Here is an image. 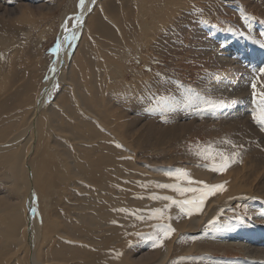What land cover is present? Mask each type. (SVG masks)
<instances>
[{"label": "rangeland", "instance_id": "374dc122", "mask_svg": "<svg viewBox=\"0 0 264 264\" xmlns=\"http://www.w3.org/2000/svg\"><path fill=\"white\" fill-rule=\"evenodd\" d=\"M184 1L190 5L172 10L165 8L156 16L155 1L144 0L139 12L142 14L139 20L141 35L134 47L131 39L125 36V31L118 33L124 38L121 40L124 44L122 57L127 69V85L136 89L138 84L144 81L152 87L147 95L138 98V106L134 111L131 112L130 108V121H134L131 135L135 137L132 144L136 147L139 167L148 175L164 173L165 169L175 172L181 169L182 165L210 169L212 160L205 159L199 153L210 149L211 156L217 161L221 155L229 157L227 146L232 142L231 136H237L230 147L235 151L234 156L244 153L252 140L247 135L243 136L242 131H249L251 128L242 124L245 122L234 126L232 122L236 117L231 114L234 108L240 107L238 113L243 109L249 113L247 107L248 110L251 109V114L242 116L240 120L244 118L249 120L247 123H256L253 116L259 106L254 92L259 94L262 90L247 80L250 77L247 73L251 71L248 68L250 65V69L254 68L260 80L264 75L259 72V67L264 68V0ZM125 3L116 0L115 6L123 7ZM71 4V0H0V85H5L4 87L10 90L29 81L34 98L44 92V88L49 86L48 80L57 70L56 62L61 63L64 56L68 57L70 62L83 35L81 30L89 22V16L86 19L87 16L81 15L80 0ZM162 14L164 20L161 19ZM100 19H109L114 29L116 27L119 30L118 27H121L115 21L116 18L113 20L105 15H96L97 28H90L84 38V42L91 45L93 54L85 48L86 56L80 50L73 64L62 65L59 75H65L75 82L65 84V89L69 91L61 94V101L73 95L74 100L82 106L79 82H85L88 72L81 60L92 59L97 64L98 73L100 70L104 72L101 75L103 80L110 76L105 55L115 52L112 47L116 41L106 38L98 24ZM117 37L119 38V35ZM247 62H250L246 66L248 70L242 71V65L245 66ZM251 80L254 81L252 77ZM252 84H255V88H252ZM62 86L61 81L55 79L50 88L52 93L49 92L51 96L47 100L53 101ZM110 95L115 96V91L112 90ZM220 100L225 102L224 107L208 106V101ZM30 105L32 104L16 105L14 112L26 111ZM250 126L255 129L259 126L262 130L258 123ZM237 127L242 131L238 132ZM262 132L264 134V130ZM246 169L242 161L241 165L232 168L228 175H222V182L226 185L216 196L220 197V191L222 195L224 192L227 195V191H231L230 187L235 182L241 183L242 188L251 190L248 188L252 187V183H256L253 177L240 180L235 177L237 172H244ZM190 179L200 184L180 185L182 188L196 189L186 192L184 196L190 200H206L202 190L208 189L206 186L209 185H202L193 175H190ZM169 185L174 183L169 182ZM262 185L260 183L257 188L260 190ZM129 188L124 196L135 194L136 187ZM262 193L264 194V190ZM34 194L32 204L37 206L34 211L35 219L40 200L37 192ZM61 198L68 202V196ZM263 198L257 193L247 200L237 201L225 207L222 204L214 209L208 208V201L207 208L211 212L208 216H212L198 221L196 229L184 228L176 231L174 227L184 225L185 221L169 218L167 222L141 226L136 232L130 230L129 243L122 248L131 259L126 264L150 262L158 252L165 253L168 242L171 243L172 249L164 264H264L261 259L264 258ZM29 202L27 199V207ZM128 211L131 217L136 214L132 207H128ZM150 211L141 213L139 218L144 220ZM28 213H31L29 207ZM41 220L43 223L42 216L38 221L39 226ZM161 226H170L175 231L171 233L170 238L163 239L153 246L151 237L163 235ZM228 231H233L232 234L236 236L233 242L221 239ZM68 240L80 249L87 246L84 241L73 237ZM40 242L39 238L38 244L36 243L33 251H30L26 240V264H36L35 259L47 264L83 263L80 257L72 260L46 256L41 258Z\"/></svg>", "mask_w": 264, "mask_h": 264}, {"label": "bare ground", "instance_id": "6f19581e", "mask_svg": "<svg viewBox=\"0 0 264 264\" xmlns=\"http://www.w3.org/2000/svg\"><path fill=\"white\" fill-rule=\"evenodd\" d=\"M77 1L71 0V5ZM118 1L126 3L123 7H117L116 0H86L83 6L80 5L81 15L87 16L86 19L89 16V22L81 30L83 35L79 39L73 58L68 62V57L63 55L65 58L62 57L61 63L56 62V73L48 80L49 86L44 88L43 93L34 98L29 81L10 90H7L5 85H0V264H26L24 258L27 254L26 240L28 249L33 251L39 238L41 258L46 256L72 260L80 257L83 261L81 264H126L131 259L122 248L129 243L130 230L136 232L141 226L160 221L167 222L169 218L185 221L184 225L174 227L176 231L184 228L196 229L198 221L212 216H208L211 214L208 208L235 204L257 193L261 198L264 196L262 193L264 134L259 126L256 129L250 126L257 122L251 124L247 123L248 119L240 120L242 116H249L244 109L238 113L240 107L231 110V114L236 117L232 122L235 127L240 126V122H245L242 124L251 128L249 131L236 128L238 132H243V136L247 135L252 140L244 153L234 156L235 151L230 147L237 136H231L232 142L227 146V151H230L229 157L232 158V162L225 172L212 171L208 167L196 169L187 165H182L181 169L193 175L202 182V185L224 187L226 184L222 182L223 176L228 175L232 168L239 167L243 161L247 169L244 172H237L235 177L238 180L253 177L256 183H252V187L248 188L251 190L244 189L241 183L235 182L230 187L231 191H227V195L225 192L224 195L219 192L220 198L216 196L218 191L214 195H209L208 189H201L207 201L203 200L200 209L195 210L191 205L181 207L182 201L190 200L184 196L186 192L181 195L172 188L157 187L159 184L169 182L177 186L189 184L187 180H177L173 177L171 179L165 174L168 169L161 174L148 175L139 167L136 147L132 144L135 137L131 135L134 121H130V118L131 112L138 106V98L147 95L152 87L150 83L144 81L140 82L136 89L127 85V69L125 59L122 57L124 44L121 40L124 38L118 33L125 31V36L131 39L133 47L137 45L138 37L141 35L140 5L144 0ZM154 1L156 16L165 8L172 10L190 5L184 0ZM96 15H105L113 20L116 18L115 21L121 25L118 30L116 27L113 28V23L109 19L98 20L106 38L116 41L112 47L115 52L105 55L110 76L103 80L101 75L104 72L100 70L98 73L97 64L92 59L81 60L88 72L85 82H79L82 106L74 100L73 95L61 101L59 100L61 94L69 91L65 89V84L75 82L65 75H59L62 65L73 64L80 50L86 56L85 48L93 54L91 45L85 43L84 38L90 28L96 27ZM161 17L164 20L163 14ZM90 43L93 44L92 41ZM249 64L250 62L245 63V66L243 64L242 71L248 70L246 66ZM77 68L76 64V71ZM248 68L251 71L247 73L250 75L247 80L255 83L264 92V75L260 80L254 68L250 69V65ZM57 78L63 86L54 100L48 101L52 93L51 85ZM112 90L115 91V96L110 95ZM30 103L32 105L26 111L14 112L16 105L26 106ZM247 111L251 109L248 110L247 107ZM191 181V184L198 183L194 179ZM260 183L263 185L259 190L257 187H260ZM129 187H136L135 194L124 196L123 194L128 193ZM34 192H37L40 200L35 219L34 211L37 206L32 204ZM61 196H68V202ZM153 196H167L171 199H152ZM27 199L30 201L28 205L29 211L31 209L30 214ZM128 207H132L133 212L138 215L134 214L131 217ZM158 209L163 210L162 215H155ZM146 210H149L150 214L142 220L139 215ZM41 216L44 222L41 220L39 226ZM232 232H226L221 239L233 242L236 236ZM72 237L84 241L87 246L84 249L76 247L68 240ZM171 249V243H166L165 253L158 252L150 262L144 264H164ZM35 262L47 264L36 259Z\"/></svg>", "mask_w": 264, "mask_h": 264}, {"label": "snow or ice", "instance_id": "6c2138e0", "mask_svg": "<svg viewBox=\"0 0 264 264\" xmlns=\"http://www.w3.org/2000/svg\"><path fill=\"white\" fill-rule=\"evenodd\" d=\"M84 3H85V0H80L81 6H83ZM77 19H79V17H77ZM58 47H59V45H58ZM259 72L261 74H264V68L259 69ZM253 88H255V84H253ZM254 98H255L256 102L258 103L259 110H258V112H256L254 114L253 118L256 120V122L258 124H260L262 126V130H264V92H261L259 94L254 92ZM207 103H208V106L212 107V108L225 106V102L223 100L216 101V102L208 101ZM199 154L202 155L205 159H211L212 160L210 170L216 171V172H222V171L226 170V168L229 167L230 163L232 162V158H230L228 156H223V155L220 156L219 161L215 160V158H213L211 156V150L210 149H205L204 152H201ZM206 166H208V165H206ZM165 174L168 175L169 177H173L177 180H187V182L189 184L192 183V181L190 179V175L186 170L179 169V170H175V172H166ZM157 187L172 188L174 191L181 193V195H183V193H185V192L196 191V189H194V188H190V187L189 188H181L177 185H169V184H159V185H157ZM206 187L208 188V194L209 195H214L216 191L223 189V185H214V186H206ZM152 199L169 200L171 198L167 197V196H165V197L153 196ZM173 203H175V201H173ZM202 204H203V198L199 199L198 201L186 199V200L181 202V207H183V205H191L193 209L199 210ZM162 212H163L162 209H158V210H156L155 215H162ZM161 230L163 233L162 236L151 237V239L154 241L153 246H156V244L161 242L163 239L170 238L171 233L175 231L170 226H161Z\"/></svg>", "mask_w": 264, "mask_h": 264}, {"label": "water", "instance_id": "95a60500", "mask_svg": "<svg viewBox=\"0 0 264 264\" xmlns=\"http://www.w3.org/2000/svg\"><path fill=\"white\" fill-rule=\"evenodd\" d=\"M56 73V72H55Z\"/></svg>", "mask_w": 264, "mask_h": 264}]
</instances>
